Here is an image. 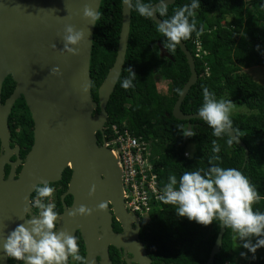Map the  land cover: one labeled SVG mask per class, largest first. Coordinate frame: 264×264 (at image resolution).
Returning <instances> with one entry per match:
<instances>
[{
    "label": "trees",
    "instance_id": "1",
    "mask_svg": "<svg viewBox=\"0 0 264 264\" xmlns=\"http://www.w3.org/2000/svg\"><path fill=\"white\" fill-rule=\"evenodd\" d=\"M160 0H143L155 4ZM192 0H175L169 7V17L173 11ZM195 10L197 27L203 33H195L182 41L191 53L198 75L181 104L184 114H198L203 103V88L207 87L218 97L227 95L234 106H243L248 113L231 115L233 131L245 145L246 151L234 142L227 144L229 136H213V130L203 120L180 121L172 116L177 97L187 82L190 71L187 60L177 46L170 58H161L158 44L164 45L166 38L159 33L158 25L151 19L142 17L131 8L130 32L125 62L114 91L108 101L107 123L123 127V124L141 140L150 143L157 189L161 193L170 174L179 177L183 172L197 168L207 169L212 163L224 168L241 170L260 192L262 199L254 209L264 211V86L244 73L243 69L253 66L264 68V0H199ZM133 5L135 0H132ZM256 6L255 21L251 34L244 31L245 21L251 16L250 8ZM100 19L96 21L90 58L91 96L97 102V90L114 63L121 28V0H102L99 8ZM165 19L168 17H159ZM199 40L202 52L195 57V42ZM164 47V46H163ZM154 67L161 70V76L169 80L163 95L157 91V75ZM128 68L136 73L133 87H121L128 77ZM15 83L6 78L1 90V102L10 96ZM179 89V92L177 91ZM250 111V113H249ZM97 108L93 115H97ZM190 124L195 134L183 141L182 131ZM183 125L181 130L178 126ZM9 131L19 130V136L32 142L33 122L22 98L18 99L8 117ZM107 133V131L105 132ZM98 144H102L97 134ZM220 145V152H212V141ZM188 145L195 148L189 157L184 153ZM204 146V154L201 150ZM219 155V161L211 157ZM23 155H21L22 157ZM156 158L158 160H156ZM71 176L66 169L62 180L64 188ZM69 204V201L67 202ZM219 222L204 226L187 217L179 216L175 207L165 205L160 200L154 203L147 220L140 221L139 240L151 264H206L219 231ZM233 231L225 228L220 252L215 255L213 264L231 263L234 258ZM248 264H264V259L251 257Z\"/></svg>",
    "mask_w": 264,
    "mask_h": 264
},
{
    "label": "water",
    "instance_id": "2",
    "mask_svg": "<svg viewBox=\"0 0 264 264\" xmlns=\"http://www.w3.org/2000/svg\"><path fill=\"white\" fill-rule=\"evenodd\" d=\"M102 0H0V260L5 259L2 242L8 233L25 222L24 208L28 205L34 188L42 180L57 183L66 169L71 171L66 194L73 198L71 206L58 221V231L67 230L72 235L82 234L86 245L87 264H94L97 252L103 264H110L107 247H127L138 264H151L144 246L137 241L138 232L131 229L130 221L139 229V219L129 215L124 202L121 171L117 157L104 145H99L97 134H102L107 122L106 107L121 74L128 45L131 8L121 0V28L117 53L105 80L97 90V102L81 85L91 82L90 58L96 22L83 14L85 5L94 11ZM160 2V1H159ZM159 2L155 3L157 5ZM175 0H165L168 6ZM158 6V5H157ZM151 20L158 25L162 20L154 15ZM71 24L83 30L84 40L79 54L62 52L65 25ZM161 58H170L164 47L158 44ZM184 54L190 71L172 109V116L180 121L203 120L199 114H184L181 104L198 79L195 63L184 43L178 45ZM59 67L60 74H51ZM116 71L113 81L110 75ZM10 77L15 83L10 96L1 102L2 85ZM23 98L33 122V144L26 155L16 179L15 165L11 163L8 117L14 103ZM97 115H93L96 109ZM192 132L191 125L187 129ZM234 143L246 151L235 132L226 133ZM188 136L184 135L185 142ZM247 152V151H246ZM10 164L7 180L4 166ZM95 193L90 195L92 186ZM107 203L103 211L100 203ZM93 209L91 215L75 217L69 213L80 205ZM109 208L125 226L120 238L111 227ZM102 231L99 239L98 231ZM225 227L219 231L206 264H213L220 252Z\"/></svg>",
    "mask_w": 264,
    "mask_h": 264
},
{
    "label": "clouds",
    "instance_id": "3",
    "mask_svg": "<svg viewBox=\"0 0 264 264\" xmlns=\"http://www.w3.org/2000/svg\"><path fill=\"white\" fill-rule=\"evenodd\" d=\"M129 7H134L145 18L168 17L158 23V31L166 40L164 48L169 52H175L181 41L188 40L195 33L197 36L203 33V27H197L195 10L200 7L199 0H192L191 4H185L173 11L169 17V7L165 0H160L157 5L145 3L143 0H124ZM83 14L93 22L100 19L98 10H93L85 5ZM62 52L72 55L79 54V45L84 40L83 30H77L71 24L65 25ZM129 75L121 82L125 90L133 87L136 73L127 69ZM51 74H60L59 67L51 69ZM91 82L81 85L82 91L87 94ZM179 92V89H177ZM234 108L232 100L217 98L214 92L207 87L203 88V103L198 109L199 117L213 130V136L221 138L233 128L231 114ZM181 130L183 125L178 126ZM182 135L193 136V132L183 130ZM234 139L227 140L229 146ZM220 145L216 140L212 141V152L218 154ZM219 161V155H214L211 161ZM95 185L90 190V195L95 193ZM56 189L49 181L42 180L35 186V200L28 201L24 208L25 218L29 212V206H34L40 211L26 218L10 231L2 242V249L8 258L22 262V264H69L70 258L77 264H87L86 258L81 254L79 237L72 235L67 230H57L60 214L56 211V204L52 203V197ZM159 200L165 205L175 207L176 213L181 217H187L201 225L208 226L213 222H219L225 228H230L244 241L243 247L253 254L258 249L264 248V211L254 209V205L261 199L257 187L250 182L241 170L236 168H224L212 163L207 169L197 168L183 172L179 177L170 174L159 195ZM48 202H45V201ZM107 203H100L98 209L103 211ZM93 209L80 205L69 214L91 215ZM253 238L255 243H253ZM245 256L246 253H241Z\"/></svg>",
    "mask_w": 264,
    "mask_h": 264
},
{
    "label": "built area",
    "instance_id": "4",
    "mask_svg": "<svg viewBox=\"0 0 264 264\" xmlns=\"http://www.w3.org/2000/svg\"><path fill=\"white\" fill-rule=\"evenodd\" d=\"M201 52V44L197 39L195 57L200 58ZM100 135L101 145L109 149L118 159L125 207L129 215L141 220L144 216H148L151 198L157 203L160 195L154 173V158L150 155V143L137 138L125 124L123 127L116 124L107 127L105 124ZM189 154L186 150L184 156L189 157Z\"/></svg>",
    "mask_w": 264,
    "mask_h": 264
},
{
    "label": "flooded vegetation",
    "instance_id": "5",
    "mask_svg": "<svg viewBox=\"0 0 264 264\" xmlns=\"http://www.w3.org/2000/svg\"><path fill=\"white\" fill-rule=\"evenodd\" d=\"M32 131H33V128H32ZM9 133H10V147H11V149L12 150H15V149L18 150V156L15 154L14 151L12 152L11 157H10V162L16 164L17 161L20 160V163L15 165V176L13 178L16 179L17 176L20 173V170H21V167H22V165H23V163L25 161L26 155L30 151L31 146L33 144V134H32V142H31L30 146L27 147V145H25V147L22 150H20V149H17V146H16V144L14 142V137H15L14 135L15 134L11 133L10 131H9ZM22 140H23V138H22ZM2 154H3V150L0 147V156ZM21 155H23V156L21 157ZM10 170H11L10 164H6L4 166V179L5 180L8 179L9 174H10ZM69 180H70V178H69ZM69 180L67 181L65 188H64L63 184H57L58 182L57 183H51L52 186L55 187V189H56L55 193L53 194L51 202L56 204V211L60 214L61 217H62L63 213L71 206V204L73 202V198L70 195L66 194ZM35 195L36 194L34 192L31 195V197H30V201H34L35 200ZM68 201H69V204L67 203ZM45 202H48V201L46 200ZM39 211L40 210L35 208L34 206H32V207L29 206V212L27 213L26 218H31L32 215L34 216ZM109 212H110V217H111L112 231H113L114 234H116L120 238H122V236L125 235V233H126V228L118 220V217L113 213L112 208H109ZM140 221L141 220H139V229L134 224L133 221H130L131 229L133 231H137L138 232L137 241L139 243H141L140 240H139ZM75 234L79 237V246H80V249H81V254L84 255L85 258H86L87 250H86V245L84 243L82 234L79 231H76L74 233V235ZM98 234H99V239H101L103 233H102V231L100 229L98 231ZM107 256H108L110 264H138V263H136L134 261V257H133V255H131L129 253V250H128L127 247H123V246L115 247V246H112V245L109 244L108 247H107ZM0 264H20V262L15 261L12 258H8L6 253H5V259L0 260ZM21 264H22V262H21ZM69 264H77V262L72 261L71 258H70ZM94 264H103V260H102V257L100 255V252H97L96 255L94 256Z\"/></svg>",
    "mask_w": 264,
    "mask_h": 264
},
{
    "label": "rangeland",
    "instance_id": "6",
    "mask_svg": "<svg viewBox=\"0 0 264 264\" xmlns=\"http://www.w3.org/2000/svg\"><path fill=\"white\" fill-rule=\"evenodd\" d=\"M257 9L258 8L256 6L251 7L250 8L251 16L245 21L244 31L249 34L253 32V24L255 21L254 13L257 11ZM154 71L157 75V80H156L157 81V91L163 95H169L167 91L169 80L161 76L160 68L154 67ZM243 72L250 75L255 82L264 86V68L263 67L253 66L247 69H243ZM219 98L226 99L227 95L223 94L222 96L218 97V99ZM235 113H248V110L245 109L243 106H234L231 115ZM19 134H20L19 130H17L14 135L15 136L14 142L17 146V149L22 150L25 147V145L28 144V141L25 139L22 140ZM186 149L189 153H193L195 151V148L191 145H188ZM203 154H204V146L202 147V150H201V156H203ZM143 219L144 221H146L147 216H144ZM255 239L256 238H253V243H255ZM233 242H234V245H233L234 258H233V261L231 263L228 262V264H248L250 258L253 257V254L250 253L247 249H245L242 246L244 241L239 240L235 232H233ZM241 253H246V255L242 256ZM255 257L264 259V248L258 249L257 252L255 253Z\"/></svg>",
    "mask_w": 264,
    "mask_h": 264
},
{
    "label": "bare ground",
    "instance_id": "7",
    "mask_svg": "<svg viewBox=\"0 0 264 264\" xmlns=\"http://www.w3.org/2000/svg\"><path fill=\"white\" fill-rule=\"evenodd\" d=\"M115 76H116V71H115V72H113V73L110 75V79H111V81H113V80H114Z\"/></svg>",
    "mask_w": 264,
    "mask_h": 264
},
{
    "label": "crops",
    "instance_id": "8",
    "mask_svg": "<svg viewBox=\"0 0 264 264\" xmlns=\"http://www.w3.org/2000/svg\"><path fill=\"white\" fill-rule=\"evenodd\" d=\"M239 258V257H238Z\"/></svg>",
    "mask_w": 264,
    "mask_h": 264
}]
</instances>
